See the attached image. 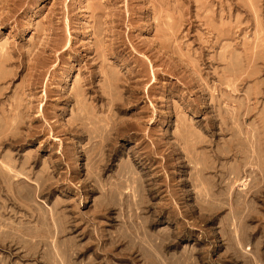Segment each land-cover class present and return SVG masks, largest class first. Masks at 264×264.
Returning a JSON list of instances; mask_svg holds the SVG:
<instances>
[{
    "label": "rangeland",
    "instance_id": "374dc122",
    "mask_svg": "<svg viewBox=\"0 0 264 264\" xmlns=\"http://www.w3.org/2000/svg\"><path fill=\"white\" fill-rule=\"evenodd\" d=\"M0 264H264V0H0Z\"/></svg>",
    "mask_w": 264,
    "mask_h": 264
},
{
    "label": "bare ground",
    "instance_id": "6f19581e",
    "mask_svg": "<svg viewBox=\"0 0 264 264\" xmlns=\"http://www.w3.org/2000/svg\"><path fill=\"white\" fill-rule=\"evenodd\" d=\"M194 140V139H193ZM205 141V140H204ZM202 147V146H201ZM205 151V150H204ZM237 155V154H236ZM204 157V156H203ZM202 157V158H203ZM201 158V159H202ZM207 158V157H206ZM210 158V157H209ZM214 158H216V157H214ZM205 159V158H204ZM208 160V159H207ZM216 160V159H215ZM207 163H209V162H207ZM217 163V162H216ZM201 167V166H200ZM240 168V167H239ZM204 171V169L199 173L200 175H199V178L201 179V181L203 182V185L202 186H205V183H206V181H205V179L207 178H205L204 176H203V172ZM240 170L239 171H231L227 176H228V178H229V180H230V182L231 183H229L230 185H229V187L232 189V187H236V188H241V189H243L246 185H245V180L240 176ZM224 174V173H223ZM200 181V180H199ZM221 182V181H220ZM203 188V187H202ZM229 188V189H230ZM230 191V190H229ZM243 191V190H242ZM206 192V191H205ZM207 195V194H206ZM24 205V204H23ZM30 213V212H29ZM28 216V215H27ZM54 219V218H53ZM44 221V220H43ZM67 226V225H66ZM34 227V226H33ZM35 235V234H34ZM33 235V236H34ZM36 237V236H35ZM33 238V237H32ZM16 239V238H15ZM55 240V239H54ZM14 243V242H13ZM21 246V245H20ZM77 250V249H76ZM80 250V249H79ZM22 251V250H21ZM26 252V251H25ZM75 252V251H74ZM74 252H73V254H74ZM79 252V251H78ZM36 254V253H35ZM71 254V253H70ZM76 254V253H75ZM21 255V254H20ZM31 255V254H30ZM17 256V255H16ZM69 256V255H68ZM32 257V256H31ZM42 259V258H41Z\"/></svg>",
    "mask_w": 264,
    "mask_h": 264
}]
</instances>
